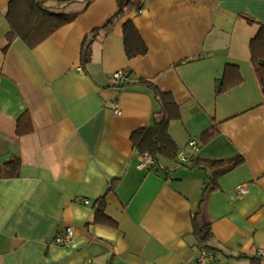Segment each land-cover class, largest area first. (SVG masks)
Returning a JSON list of instances; mask_svg holds the SVG:
<instances>
[{
    "label": "crops",
    "instance_id": "0c3cea01",
    "mask_svg": "<svg viewBox=\"0 0 264 264\" xmlns=\"http://www.w3.org/2000/svg\"><path fill=\"white\" fill-rule=\"evenodd\" d=\"M9 1L0 0V164L21 163L18 176L0 177V264H187L198 253L195 223L223 264H253L264 250V96L249 41L264 23V0H133L139 12L94 34L117 0H43L78 13L39 44L15 38L4 51ZM126 19L146 54L127 58ZM227 63L241 82L216 93ZM117 71L131 83L113 81ZM136 78L172 93L181 109L168 127L176 158L147 168L130 134L151 124L158 105ZM23 114L32 130L18 135ZM190 138L199 149L184 165L178 153L192 152ZM240 157L212 179L209 161ZM98 206L114 224L95 221ZM68 226L73 241L56 244Z\"/></svg>",
    "mask_w": 264,
    "mask_h": 264
},
{
    "label": "trees",
    "instance_id": "16d2710c",
    "mask_svg": "<svg viewBox=\"0 0 264 264\" xmlns=\"http://www.w3.org/2000/svg\"><path fill=\"white\" fill-rule=\"evenodd\" d=\"M63 1V0H62ZM67 1V0H64ZM116 11L99 27L92 30V34L96 31H110L112 26L123 18L131 10H139L141 2L137 3L133 0H117ZM78 12L55 11L44 5L43 0H10L7 5L5 18L8 23V31L6 32V44L3 46L5 51L11 41L20 38L29 47L39 44L41 41L49 37L59 27L73 21ZM248 23L253 20L245 17ZM122 35L124 50L127 58L144 55L147 52V45L142 39L137 27L131 19H126L122 24ZM250 61L255 70L261 91L264 96V23L258 25L256 33L249 41ZM90 60V42H85L81 51V62L86 65ZM128 76V75H127ZM128 79V77H127ZM123 80L119 86L127 85L129 80ZM241 73L237 64L227 63L224 66L220 85L216 88V93L233 87L241 82ZM135 82L142 83L152 92L158 108L153 112V118L150 125L138 128L131 132L130 140L133 147L139 153L148 152L155 161L159 157L175 159L178 147L168 132L171 121L181 118L180 105L176 102L172 93L162 91L157 85L143 78H136ZM32 130L31 120L27 114L21 115L16 122V133L18 135L25 134ZM209 132L201 135L206 142L209 139ZM242 157L234 160L209 161L213 166L217 167L214 172L213 180L219 174L228 171L234 166L242 162ZM20 159L11 157L0 164V177L12 178L19 175ZM95 221L110 224L114 222L106 216L102 206H98L95 211ZM194 232L197 240L207 243L206 239L210 236L209 230L199 228L194 224ZM208 245V244H207ZM253 264H262L263 259L252 258Z\"/></svg>",
    "mask_w": 264,
    "mask_h": 264
},
{
    "label": "built area",
    "instance_id": "2783aa9c",
    "mask_svg": "<svg viewBox=\"0 0 264 264\" xmlns=\"http://www.w3.org/2000/svg\"><path fill=\"white\" fill-rule=\"evenodd\" d=\"M141 9V8H140ZM138 10V12L140 11ZM112 80L115 82L123 81L127 79V75L123 71H117L112 74ZM111 108L115 113H119V109L116 106L114 102H108ZM188 146L192 148V152H185L180 151L178 153V160L181 164L184 165H190L195 161V153L199 149V145L197 143V140L194 138H190L188 141ZM154 164L153 158L148 153H144L140 156V162L138 166L140 168H147L148 166H152ZM236 194L239 196L241 194H244L246 192V186L244 184H240L236 186L235 188ZM85 203L88 202V200H84ZM74 239V232L73 228L68 226L64 229V231H61L60 233H57L54 242L59 245H69ZM197 255L187 262V264H223L215 250H213L210 246L207 245V243L198 241L197 243ZM258 258L263 259L264 264V250H261L259 252Z\"/></svg>",
    "mask_w": 264,
    "mask_h": 264
},
{
    "label": "rangeland",
    "instance_id": "374dc122",
    "mask_svg": "<svg viewBox=\"0 0 264 264\" xmlns=\"http://www.w3.org/2000/svg\"><path fill=\"white\" fill-rule=\"evenodd\" d=\"M56 2H60L62 4L63 7H66V5H68L69 3L71 4L72 1H68V2H61V0H55Z\"/></svg>",
    "mask_w": 264,
    "mask_h": 264
}]
</instances>
